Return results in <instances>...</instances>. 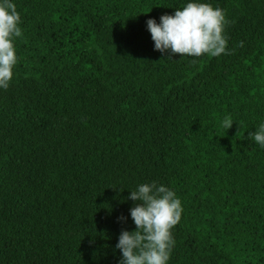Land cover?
Segmentation results:
<instances>
[{
    "label": "trees",
    "instance_id": "16d2710c",
    "mask_svg": "<svg viewBox=\"0 0 264 264\" xmlns=\"http://www.w3.org/2000/svg\"><path fill=\"white\" fill-rule=\"evenodd\" d=\"M13 2L0 264H117L136 227L125 198L152 181L183 208L168 264H264V148L249 137L264 122V0H205L228 43L199 57L155 50L146 26L187 0Z\"/></svg>",
    "mask_w": 264,
    "mask_h": 264
},
{
    "label": "clouds",
    "instance_id": "9594fccd",
    "mask_svg": "<svg viewBox=\"0 0 264 264\" xmlns=\"http://www.w3.org/2000/svg\"><path fill=\"white\" fill-rule=\"evenodd\" d=\"M226 23L220 7L205 0H187L174 13L162 14L159 22L149 17L146 26L155 50L199 57L227 52ZM20 24L21 16L13 0H0V89H7L14 75L18 61L14 38L22 34ZM243 44L241 41L240 46ZM232 123L229 117L222 121L226 130ZM249 137L264 148V122ZM128 198L134 202L129 213L136 227L119 233L114 246L120 252L117 264H168L175 245L171 230L183 211L180 198L173 189L156 181L137 184L125 199ZM118 220L126 221L127 217L121 215Z\"/></svg>",
    "mask_w": 264,
    "mask_h": 264
}]
</instances>
